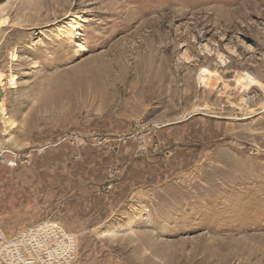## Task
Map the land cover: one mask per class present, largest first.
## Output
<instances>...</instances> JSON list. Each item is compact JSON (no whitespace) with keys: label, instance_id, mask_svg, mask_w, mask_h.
<instances>
[{"label":"rangeland","instance_id":"1","mask_svg":"<svg viewBox=\"0 0 264 264\" xmlns=\"http://www.w3.org/2000/svg\"><path fill=\"white\" fill-rule=\"evenodd\" d=\"M0 154L71 264H264V0H0Z\"/></svg>","mask_w":264,"mask_h":264},{"label":"built area","instance_id":"2","mask_svg":"<svg viewBox=\"0 0 264 264\" xmlns=\"http://www.w3.org/2000/svg\"><path fill=\"white\" fill-rule=\"evenodd\" d=\"M54 222L58 221L34 222L12 236L6 235L0 225V264H71L78 240L61 223L64 229ZM29 228L32 232L25 233Z\"/></svg>","mask_w":264,"mask_h":264},{"label":"crops","instance_id":"3","mask_svg":"<svg viewBox=\"0 0 264 264\" xmlns=\"http://www.w3.org/2000/svg\"><path fill=\"white\" fill-rule=\"evenodd\" d=\"M43 182L44 173L39 171L37 164L0 162V225L6 235L12 236L44 219L43 210L39 209L38 193L31 199L27 196L28 187L43 186Z\"/></svg>","mask_w":264,"mask_h":264},{"label":"bare ground","instance_id":"4","mask_svg":"<svg viewBox=\"0 0 264 264\" xmlns=\"http://www.w3.org/2000/svg\"><path fill=\"white\" fill-rule=\"evenodd\" d=\"M14 81L13 77H11L10 79V83L12 84ZM41 221V220H40ZM38 222V221H37ZM56 222L52 223V224H55ZM60 223V222H59ZM58 224V222L56 223ZM44 224H38L39 227L43 226ZM59 225V224H58ZM60 227H62L61 225H59ZM28 227V226H27ZM43 227H46L45 225ZM47 227H50V225H48ZM63 228V227H62ZM25 229V228H24ZM64 229V228H63ZM23 230V229H22ZM28 232H32V228H29L27 231H25V233H28ZM72 236L76 237L75 234L71 233ZM8 249V248H7Z\"/></svg>","mask_w":264,"mask_h":264}]
</instances>
